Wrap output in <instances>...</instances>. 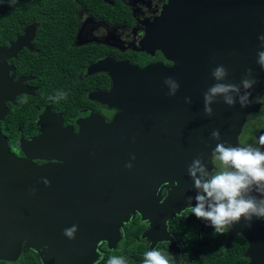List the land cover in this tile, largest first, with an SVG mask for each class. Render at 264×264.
I'll list each match as a JSON object with an SVG mask.
<instances>
[{"label": "water", "instance_id": "obj_1", "mask_svg": "<svg viewBox=\"0 0 264 264\" xmlns=\"http://www.w3.org/2000/svg\"><path fill=\"white\" fill-rule=\"evenodd\" d=\"M179 1L170 0L163 8L152 32L158 40L172 42L173 55L178 31L192 46L196 40L204 42L199 44L200 52L189 53L193 61H186L183 54L182 63L169 55L176 62L167 70L160 64L134 69L139 86L118 82L114 89L119 111L113 119L87 118L69 144L65 128L59 126L58 134H52L42 125L41 134L26 143L34 153L25 150L26 155L57 159L59 164L39 165L19 157L0 129V260L16 261L22 247L25 251L38 245L51 248V238L62 241L66 256L68 244L73 245L64 229L74 216L76 223L86 225L77 230L86 239L79 246L81 252L85 247L84 254L95 257L99 241L109 248L117 245L131 213L143 212L161 185L175 182L195 157L202 156L205 163L210 160L218 143L210 138L212 130L219 129L222 141L237 143L245 116L252 110L251 98L264 90V69L257 64L258 51H264L258 39L264 35V0H225L226 6L220 0L214 6L208 0H183V6ZM217 40L227 45L212 44ZM220 65L228 70L225 83L239 85L249 71L256 84L247 107L239 103L229 107L218 97L208 117L203 93L216 83L211 72ZM180 72L183 95L178 102V92L169 96L164 81L177 80ZM185 97L191 98L190 104ZM178 103L184 107L182 115L177 113ZM1 104L2 100L0 118ZM128 163L131 169L125 167ZM98 208L102 212L96 213ZM36 233L41 234L38 239ZM42 259L49 264L46 257Z\"/></svg>", "mask_w": 264, "mask_h": 264}, {"label": "flooded vegetation", "instance_id": "obj_2", "mask_svg": "<svg viewBox=\"0 0 264 264\" xmlns=\"http://www.w3.org/2000/svg\"><path fill=\"white\" fill-rule=\"evenodd\" d=\"M220 1L226 6L225 0ZM169 2L85 0L70 16L16 17L14 22L11 17L3 16L5 22L0 24V100L4 113L0 129L10 150L39 165L59 164L61 161L57 159L26 155L25 150L34 153L26 143L41 134L42 125L52 134H58L55 132L60 130L59 126L65 128L69 139L65 140L69 144L87 118H105L108 122L113 119L119 111L116 107L119 96L114 88L120 82L133 88L139 86L134 69L160 64L167 70L176 62L169 55L179 63L183 61V54L186 61H193L189 53H198L199 44L204 42L196 40L192 46L178 31L173 55L172 42L158 40L152 32V25ZM215 2L208 0L211 6ZM177 4L186 3L180 0ZM214 43L227 45L225 40ZM181 77L180 72L178 102L183 95ZM58 93H66V98L55 99ZM251 103L252 110L246 114L233 146L261 147L264 90L261 95L253 96ZM183 109L178 103L177 113L182 115ZM205 164L213 170L210 160ZM186 172L187 169L181 172L175 182L161 185L155 200L147 202L143 212L134 210L131 213L115 247L109 248L107 242L101 240L95 246V257L92 253L85 255L86 248L82 253L79 246L86 239L84 233L77 231L75 239H71L73 246L64 241L68 244L66 256L62 241L51 238V248L38 245L25 251L22 247L19 258L7 262L23 264L20 258L29 255L28 264H45L44 257L49 264H95L103 254L101 264H106L112 256H123L126 264H141L144 253L157 248L171 264H180V260L181 264H264V219L253 218L251 228L245 227L241 220L221 235L195 215L186 212L176 216L188 207V197L196 195L193 181L183 177L188 175ZM191 203L195 206L194 199ZM95 212H102V209ZM68 220L73 222L69 227L86 226L76 223L75 216ZM40 235L36 233V239Z\"/></svg>", "mask_w": 264, "mask_h": 264}, {"label": "clouds", "instance_id": "obj_3", "mask_svg": "<svg viewBox=\"0 0 264 264\" xmlns=\"http://www.w3.org/2000/svg\"><path fill=\"white\" fill-rule=\"evenodd\" d=\"M10 5L16 0H9ZM261 47L264 48V35L258 37ZM257 64L264 69V51H258ZM212 78L216 83L212 84L203 93L204 114L208 117L213 115L212 105L217 102L218 97H222L223 103L229 107H234L239 103L240 107H247L252 95L251 89L256 84V80L248 71L239 85L225 83L228 70L223 66L212 69ZM164 84L168 88V95L175 96L178 92L179 83L169 77ZM243 89V91H242ZM66 93H58L55 99L66 98ZM185 103L190 104L191 98L185 97ZM210 138L217 141L211 152L210 162L214 165L213 170H209L202 156L195 157L187 167L188 175L193 181L196 195L188 197V207L182 209L176 216H183L186 212L195 215L214 229L216 234H224L241 220L247 228L252 227L253 218L264 219V135L259 138L261 147L233 146L221 140L219 129H214L210 133ZM132 160L135 156L131 157ZM131 169L132 164L125 165ZM45 185H49L47 179L43 180ZM195 206H192V200ZM163 203V200L160 201ZM168 224V220L165 221ZM78 228L73 225L64 229V235L68 239H75ZM104 260L103 254L95 261L101 264ZM106 264H126L123 256H112ZM141 264H171L168 257L153 248L144 253ZM181 264V260H180Z\"/></svg>", "mask_w": 264, "mask_h": 264}, {"label": "trees", "instance_id": "obj_4", "mask_svg": "<svg viewBox=\"0 0 264 264\" xmlns=\"http://www.w3.org/2000/svg\"><path fill=\"white\" fill-rule=\"evenodd\" d=\"M85 0H16L15 4L9 0H0V24H3L4 17L9 16L12 22L16 17L27 18L31 16H70L73 10ZM29 255H24L20 259L23 264L30 262ZM0 264H12L0 260ZM17 264V263H13Z\"/></svg>", "mask_w": 264, "mask_h": 264}]
</instances>
